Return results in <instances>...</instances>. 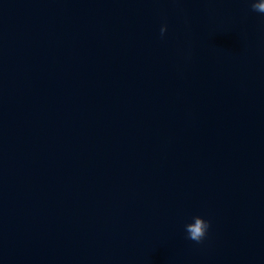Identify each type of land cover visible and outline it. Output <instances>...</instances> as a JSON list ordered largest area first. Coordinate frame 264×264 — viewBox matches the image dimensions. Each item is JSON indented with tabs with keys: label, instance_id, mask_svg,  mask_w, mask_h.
I'll use <instances>...</instances> for the list:
<instances>
[{
	"label": "water",
	"instance_id": "1",
	"mask_svg": "<svg viewBox=\"0 0 264 264\" xmlns=\"http://www.w3.org/2000/svg\"><path fill=\"white\" fill-rule=\"evenodd\" d=\"M251 2L0 0V264H264Z\"/></svg>",
	"mask_w": 264,
	"mask_h": 264
},
{
	"label": "clouds",
	"instance_id": "2",
	"mask_svg": "<svg viewBox=\"0 0 264 264\" xmlns=\"http://www.w3.org/2000/svg\"><path fill=\"white\" fill-rule=\"evenodd\" d=\"M251 8L253 11L261 15H264V0H252ZM167 30H168V25L166 23L160 26L159 31H160L161 37L165 35ZM191 222L198 223V227L195 230H192L189 227V224ZM183 227H184V232H185V236L187 239L192 240L196 243H201L207 238L209 234V230L211 228V221L207 219L204 215L193 214L190 217L189 221H187Z\"/></svg>",
	"mask_w": 264,
	"mask_h": 264
}]
</instances>
